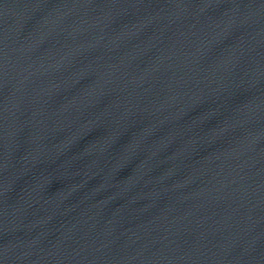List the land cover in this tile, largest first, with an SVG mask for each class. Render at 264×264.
<instances>
[{
	"label": "water",
	"instance_id": "obj_1",
	"mask_svg": "<svg viewBox=\"0 0 264 264\" xmlns=\"http://www.w3.org/2000/svg\"><path fill=\"white\" fill-rule=\"evenodd\" d=\"M0 264H264V0H0Z\"/></svg>",
	"mask_w": 264,
	"mask_h": 264
}]
</instances>
